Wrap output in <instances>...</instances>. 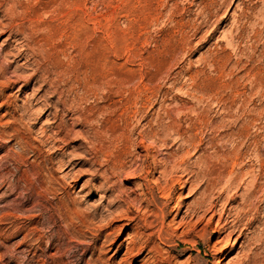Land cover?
Instances as JSON below:
<instances>
[{
	"label": "rangeland",
	"instance_id": "1",
	"mask_svg": "<svg viewBox=\"0 0 264 264\" xmlns=\"http://www.w3.org/2000/svg\"><path fill=\"white\" fill-rule=\"evenodd\" d=\"M13 1L0 264H264V0Z\"/></svg>",
	"mask_w": 264,
	"mask_h": 264
},
{
	"label": "bare ground",
	"instance_id": "2",
	"mask_svg": "<svg viewBox=\"0 0 264 264\" xmlns=\"http://www.w3.org/2000/svg\"><path fill=\"white\" fill-rule=\"evenodd\" d=\"M17 2V1H16ZM56 2V1H55ZM57 3V2H56ZM4 4H7L8 5V9H5V10H2V17L0 18V27H2L1 25H3L4 23V21H13L14 20V18H15V10H17L16 9V7L18 6L14 1L12 2V0H0V10H1V8L3 7V5ZM17 5V6H16ZM59 8V7H58ZM35 10V9H34ZM35 19V18H34ZM50 25V24H49ZM4 27H7V24H6V26H4ZM3 27V28H4ZM21 28V27H20ZM52 29V28H51ZM2 31V30H1ZM37 34V33H36ZM18 43V42H17ZM57 43V42H56ZM59 48V47H58ZM21 56V55H20ZM85 56V55H84ZM94 56V55H93ZM95 59V58H94ZM61 67V66H60ZM4 69V68H3ZM2 69V70H3ZM5 70V69H4ZM1 71V70H0ZM93 71V70H92ZM4 73V71H2V72H0V79H1V77L3 76L2 74ZM14 74V73H13ZM17 75V74H16ZM115 75V74H114ZM105 76V75H104ZM17 77V76H16ZM5 78V77H4ZM18 78H21V77H18ZM25 79V78H24ZM5 80V79H4ZM3 80V81H4ZM12 80V79H11ZM11 80L9 81V80H6V82L4 83V85H7V84H9L10 82H11ZM16 82V81H15ZM61 82V81H60ZM94 82V81H93ZM3 83V82H2ZM10 86V85H9ZM2 91V90H1ZM56 91V90H55ZM44 93V92H43ZM0 98H1V96H0ZM3 98V97H2ZM42 98H44L45 99V101H48L47 100V98H46V96H45V94L43 95V97ZM55 102V101H54ZM38 103V102H37ZM53 109V108H52ZM28 110V109H27ZM29 111V110H28ZM51 111V110H50ZM32 114V113H31ZM30 114V115H31ZM50 116H52V118L54 119V120H56L57 119V113H54V114H51ZM27 117V116H26ZM46 124H47V122H46ZM48 126H50V125H48ZM18 130V129H17ZM65 131V130H64ZM62 132V131H61ZM1 134V133H0ZM9 155V154H8ZM8 157V156H7ZM57 163V162H56ZM65 165V163L63 162V161H60L59 162V166L60 167H63ZM175 167V166H174ZM173 167V168H174ZM180 209V208H179ZM209 209V208H208ZM211 209V208H210ZM179 211L180 210H178V212L175 214V216H177L178 215V213H179ZM208 211V210H207ZM207 211H204V212H207ZM191 212V211H190ZM130 213V212H129ZM198 210H195L193 213H191L190 214V216H189V214H188V217H190L191 218V220L190 221H186V219H188V218H183V221L184 222H182L181 224L182 225H184V224H188V225H190L192 222L191 221H193V219L198 215ZM187 216V215H186ZM236 218H237V216H236ZM128 220V219H127ZM195 224V223H194ZM116 229H117V227H116ZM92 240V239H91ZM142 248V247H141ZM128 250H127V254L130 256V254L132 255L133 254V250L134 249H131V248H127ZM140 249V248H139ZM139 251V253L140 252H144L145 251V249H140V250H138ZM139 255V254H138ZM255 264H257V263H255Z\"/></svg>",
	"mask_w": 264,
	"mask_h": 264
}]
</instances>
